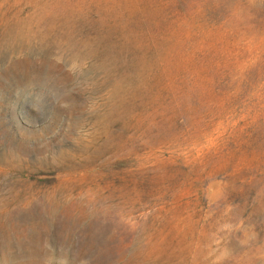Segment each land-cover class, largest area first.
Returning <instances> with one entry per match:
<instances>
[{
    "label": "rangeland",
    "instance_id": "1",
    "mask_svg": "<svg viewBox=\"0 0 264 264\" xmlns=\"http://www.w3.org/2000/svg\"><path fill=\"white\" fill-rule=\"evenodd\" d=\"M0 264H264V0H0Z\"/></svg>",
    "mask_w": 264,
    "mask_h": 264
}]
</instances>
